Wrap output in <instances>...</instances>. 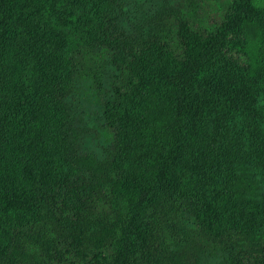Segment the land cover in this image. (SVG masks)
<instances>
[{"label":"trees","instance_id":"1","mask_svg":"<svg viewBox=\"0 0 264 264\" xmlns=\"http://www.w3.org/2000/svg\"><path fill=\"white\" fill-rule=\"evenodd\" d=\"M0 264H264V0H0Z\"/></svg>","mask_w":264,"mask_h":264},{"label":"rangeland","instance_id":"2","mask_svg":"<svg viewBox=\"0 0 264 264\" xmlns=\"http://www.w3.org/2000/svg\"><path fill=\"white\" fill-rule=\"evenodd\" d=\"M97 116L94 114V111H91L90 117H89V124L90 126V133L87 137V141L93 145L97 138H100V132L99 127L96 125L97 123ZM95 124V125H94Z\"/></svg>","mask_w":264,"mask_h":264}]
</instances>
